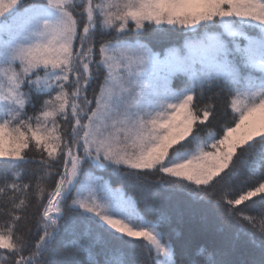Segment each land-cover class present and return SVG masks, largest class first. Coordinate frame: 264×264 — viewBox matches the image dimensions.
Segmentation results:
<instances>
[{
    "label": "snow or ice",
    "instance_id": "1",
    "mask_svg": "<svg viewBox=\"0 0 264 264\" xmlns=\"http://www.w3.org/2000/svg\"><path fill=\"white\" fill-rule=\"evenodd\" d=\"M0 264H264V0H0Z\"/></svg>",
    "mask_w": 264,
    "mask_h": 264
},
{
    "label": "trees",
    "instance_id": "2",
    "mask_svg": "<svg viewBox=\"0 0 264 264\" xmlns=\"http://www.w3.org/2000/svg\"><path fill=\"white\" fill-rule=\"evenodd\" d=\"M257 149H259V145H257ZM252 151V149H249V153ZM245 155L247 156V153ZM27 174L28 169L25 170V175ZM98 174L104 175L111 186L115 188L122 187L126 194L135 195L138 200L151 202L154 199L152 195L153 186L151 185L137 184L125 177L109 176L107 173ZM245 178L255 179V177H250L247 171L242 168L240 175L234 178V182ZM159 200L162 203L161 210L172 216V223L167 228V232L176 243L178 250L184 245L194 249L197 246H212L217 242L228 239L227 234L221 231V225L209 207L192 203L183 195L169 194L165 191L161 192ZM252 254V246L247 244L246 241H242L234 258L251 259ZM133 258L139 259L141 256L137 255Z\"/></svg>",
    "mask_w": 264,
    "mask_h": 264
},
{
    "label": "rangeland",
    "instance_id": "3",
    "mask_svg": "<svg viewBox=\"0 0 264 264\" xmlns=\"http://www.w3.org/2000/svg\"><path fill=\"white\" fill-rule=\"evenodd\" d=\"M176 83H177V81L174 80V84H176ZM105 179H106V178H105ZM111 187H112V188H115V187H113V186H111Z\"/></svg>",
    "mask_w": 264,
    "mask_h": 264
}]
</instances>
